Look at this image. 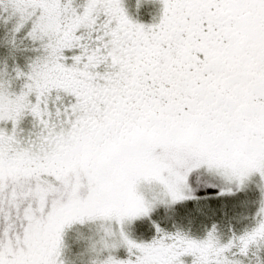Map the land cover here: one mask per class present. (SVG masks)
Segmentation results:
<instances>
[{"label": "snow or ice", "instance_id": "snow-or-ice-1", "mask_svg": "<svg viewBox=\"0 0 264 264\" xmlns=\"http://www.w3.org/2000/svg\"><path fill=\"white\" fill-rule=\"evenodd\" d=\"M0 23L28 53L0 69V264H69L89 224L90 264H264V0H0ZM253 173L243 228L193 235ZM156 210L191 227L132 239Z\"/></svg>", "mask_w": 264, "mask_h": 264}, {"label": "rangeland", "instance_id": "rangeland-1", "mask_svg": "<svg viewBox=\"0 0 264 264\" xmlns=\"http://www.w3.org/2000/svg\"><path fill=\"white\" fill-rule=\"evenodd\" d=\"M156 10L155 8L153 9ZM143 21H149L148 14L139 17ZM10 25L0 23V69L11 70L14 65L23 67L26 64L27 51L21 49H13L8 43V28ZM260 182L258 173H253L247 182L245 191L236 193L232 196H224L215 201L219 205L224 203L227 205L226 212L221 214L220 210L214 216L209 217L205 224L198 229L193 230L192 234L197 237H203L206 230L212 223L217 224V228L222 237L229 234V229L239 231L243 228L246 219L250 218L259 207L260 196L256 185ZM233 205H236L233 207ZM188 205H180L177 207L183 210ZM153 221L159 223L165 230H173L176 227L190 228L191 225L186 221L179 219H169L159 210L153 211L149 216L139 218L134 225L125 223V231L128 235L137 241H149L155 235V225ZM96 224L79 225L66 230L64 250L65 257L69 260V264H90L92 255L87 242L82 238L94 235L97 232ZM114 254L123 258L128 255L127 248L120 246L114 250ZM186 264H191L192 257L187 255L183 257Z\"/></svg>", "mask_w": 264, "mask_h": 264}]
</instances>
